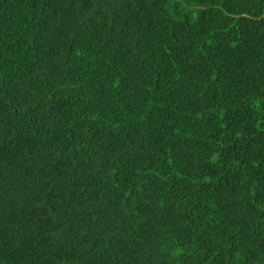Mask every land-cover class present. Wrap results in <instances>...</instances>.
Returning <instances> with one entry per match:
<instances>
[{"label":"trees","instance_id":"16d2710c","mask_svg":"<svg viewBox=\"0 0 264 264\" xmlns=\"http://www.w3.org/2000/svg\"><path fill=\"white\" fill-rule=\"evenodd\" d=\"M0 264H264V0H0Z\"/></svg>","mask_w":264,"mask_h":264}]
</instances>
